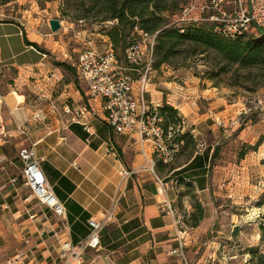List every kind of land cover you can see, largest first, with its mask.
<instances>
[{"label": "crops", "instance_id": "1", "mask_svg": "<svg viewBox=\"0 0 264 264\" xmlns=\"http://www.w3.org/2000/svg\"><path fill=\"white\" fill-rule=\"evenodd\" d=\"M27 14L22 10L0 19V115L5 125V135L0 136V264L16 256L26 264L62 263L51 233L59 232L58 224L50 221L20 179L18 152L30 146L53 194L64 205L72 244L85 240L87 222L99 221L116 200L113 219L100 232L98 249L87 250L83 264H181L174 253L178 241L189 263L218 262L217 247L205 241L217 219L208 156L195 153L182 159L177 154L170 164L155 162L152 173L143 156L153 157L149 145H139L135 134H115L100 113L91 119L94 136L85 143L81 127L63 113L61 99L68 90L72 110L89 107L99 112V104H76L78 91L69 92L71 77L76 79L75 60L58 61L57 54H47L45 48L53 40L47 31L38 29L40 18L30 19ZM145 93L148 105L176 110L182 128L203 120L182 92L170 95L148 89ZM123 172L130 174L124 177ZM187 189L201 205L203 219L182 235L174 218L162 208L169 205L191 214L193 203Z\"/></svg>", "mask_w": 264, "mask_h": 264}, {"label": "rangeland", "instance_id": "2", "mask_svg": "<svg viewBox=\"0 0 264 264\" xmlns=\"http://www.w3.org/2000/svg\"><path fill=\"white\" fill-rule=\"evenodd\" d=\"M95 3V0H15L3 5L0 0V19L27 10L30 19L40 18L38 29L47 31L53 40L45 52L57 54L58 61L75 60L86 46L91 45L99 53L110 46L106 35L117 23L100 22ZM167 5L170 10H177L172 0ZM200 6L197 2L196 9L187 17L200 18ZM169 16L170 13L162 14L165 20ZM48 18L59 20L61 28L56 33H51L46 25ZM124 30L126 48L131 42L146 41L139 28ZM122 49L120 45L114 48L124 69L122 73L136 80L145 57L137 67H131L123 57L126 49ZM152 65L146 76L144 101L148 89L164 90L170 95L182 92L186 94L185 102L195 108L196 114L203 115L202 121L189 123L185 128L180 122L169 125L174 130L171 140L184 135L178 152L182 159L195 153L209 158L210 192L217 219L205 241L217 247L219 261L215 264H254L255 254L264 255V240L260 238V228L264 226V67L239 69L221 62L212 53L171 58L168 65L156 70ZM73 77L69 92L77 90L76 104L87 106L85 86ZM61 101L62 107L73 104L68 90ZM186 193L194 196L189 189ZM189 199L196 202L195 198Z\"/></svg>", "mask_w": 264, "mask_h": 264}, {"label": "built area", "instance_id": "3", "mask_svg": "<svg viewBox=\"0 0 264 264\" xmlns=\"http://www.w3.org/2000/svg\"><path fill=\"white\" fill-rule=\"evenodd\" d=\"M197 2L201 4L200 18H189L187 15L196 9ZM213 24L215 33L225 39L248 37L257 31H264V0H189L184 6L177 20L181 23ZM146 41L131 42L125 50V60L131 67L138 66L145 57L144 67L138 79L134 80L126 74L116 61L111 46L103 52H97L91 45L86 46L77 53L72 68L77 81L85 86L87 102L96 101L99 104V112L92 108L82 107L80 110H72L69 106L63 107V113L70 115L71 123L79 125L85 133V143H89L94 136L91 119L100 113L103 121L115 134H135L139 145L147 143L152 151V158L148 159L144 154L145 165L151 168L155 162L163 165L170 164L178 154L182 141L171 140L174 133L173 126L164 127L163 118L159 115L157 107L148 105L144 101V89L146 76L153 62V47L155 36L140 32ZM136 84V87H134ZM194 103V102H193ZM2 97L0 95V109ZM84 112L86 116L81 115ZM183 126V122L180 121ZM26 124L20 127L24 131ZM5 135V125L0 115V136ZM21 162L20 179L31 193L37 203L49 214V219L58 224L59 232L51 231L52 238L58 249V259L61 264H83L82 255L89 249L96 250L99 247V235L102 227L113 219L116 200L111 207L102 214L99 221L89 220L87 225L89 233L85 240L72 244L69 236V227L66 220L64 205L55 197L51 186L46 181L36 158L33 146L23 148L18 152ZM153 173V172H152ZM130 173L123 172L124 177ZM155 179L160 183L158 178ZM174 218V225L179 234L188 231V213L180 211L169 205H165L162 211ZM29 219H33L31 216ZM61 233V234H60ZM44 232L39 234L43 237ZM180 240L181 238L178 237ZM24 243H28L24 240ZM179 247L174 253L180 258L181 264L189 263L183 255V245L178 241ZM2 264H26L22 257L16 256Z\"/></svg>", "mask_w": 264, "mask_h": 264}, {"label": "trees", "instance_id": "4", "mask_svg": "<svg viewBox=\"0 0 264 264\" xmlns=\"http://www.w3.org/2000/svg\"><path fill=\"white\" fill-rule=\"evenodd\" d=\"M12 1L15 0H2V4L5 5ZM95 1L96 12L100 17V22L115 21L117 23L106 37L109 39L113 55L119 64L121 62L118 60L114 48L120 45L124 51L126 49V32L124 29L131 30L137 27L145 34L155 36L153 47L154 62L152 65L155 70L162 65H168L171 58L186 59L194 55L208 53L217 56L221 62L237 66L239 69L264 67V31L259 30L258 34L248 37L225 39L215 33L213 24L208 22L178 24L177 20L188 0H172L177 10H170L169 5H167L169 0ZM163 13H170L168 20L162 17ZM32 46L36 47L34 44ZM123 61L125 62L124 58ZM59 65L64 66V64ZM157 110L163 118L164 127L180 122L176 110L172 107L162 105ZM183 139L184 135L176 141H183ZM197 157L196 155L194 160ZM190 198H194V196ZM192 208L193 212L188 215L187 219L189 228L197 227L203 219V209L197 201L193 202ZM260 229V238L264 240V226ZM254 257V264H264V255L255 254Z\"/></svg>", "mask_w": 264, "mask_h": 264}, {"label": "water", "instance_id": "5", "mask_svg": "<svg viewBox=\"0 0 264 264\" xmlns=\"http://www.w3.org/2000/svg\"><path fill=\"white\" fill-rule=\"evenodd\" d=\"M48 26L51 33H56L60 28V22L57 19H51L48 21Z\"/></svg>", "mask_w": 264, "mask_h": 264}]
</instances>
